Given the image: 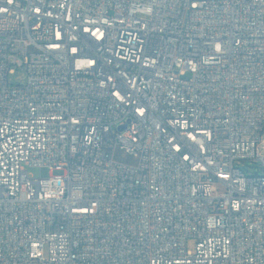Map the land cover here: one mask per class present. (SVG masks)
<instances>
[{"label":"built area","instance_id":"built-area-1","mask_svg":"<svg viewBox=\"0 0 264 264\" xmlns=\"http://www.w3.org/2000/svg\"><path fill=\"white\" fill-rule=\"evenodd\" d=\"M263 137L264 0H0V264H264Z\"/></svg>","mask_w":264,"mask_h":264},{"label":"rangeland","instance_id":"rangeland-1","mask_svg":"<svg viewBox=\"0 0 264 264\" xmlns=\"http://www.w3.org/2000/svg\"><path fill=\"white\" fill-rule=\"evenodd\" d=\"M26 79V71L23 67L16 68L14 73H11L9 75L10 83L14 85L22 84ZM261 150L264 152V137L263 142L260 144ZM237 164L239 167H241L243 170H245L249 175L251 174H264V169L260 167L258 162H255L253 160H242L238 161ZM189 247L194 248L195 247V240L189 241Z\"/></svg>","mask_w":264,"mask_h":264}]
</instances>
